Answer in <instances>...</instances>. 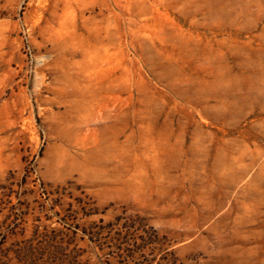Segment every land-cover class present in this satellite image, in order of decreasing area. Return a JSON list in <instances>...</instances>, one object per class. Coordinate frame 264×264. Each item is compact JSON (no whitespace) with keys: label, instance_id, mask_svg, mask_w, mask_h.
I'll return each instance as SVG.
<instances>
[{"label":"rangeland","instance_id":"rangeland-1","mask_svg":"<svg viewBox=\"0 0 264 264\" xmlns=\"http://www.w3.org/2000/svg\"><path fill=\"white\" fill-rule=\"evenodd\" d=\"M0 264H264V0H0Z\"/></svg>","mask_w":264,"mask_h":264}]
</instances>
